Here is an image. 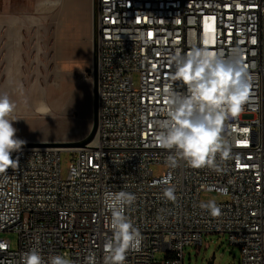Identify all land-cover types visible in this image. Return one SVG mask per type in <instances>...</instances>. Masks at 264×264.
Instances as JSON below:
<instances>
[{"label": "built area", "instance_id": "2783aa9c", "mask_svg": "<svg viewBox=\"0 0 264 264\" xmlns=\"http://www.w3.org/2000/svg\"><path fill=\"white\" fill-rule=\"evenodd\" d=\"M92 42L96 135L84 147L24 145L13 154L18 166L0 173V233L16 232L19 241L13 249L0 237V264H21L30 250L45 262L60 254L71 264H105L113 236L106 195L121 191L135 197L123 211L142 236L124 264H185V248L202 247L211 233L239 247L240 264H264V0H95ZM194 46L239 50L252 82L243 111L225 121L229 157L217 154L202 168L155 139L166 118L164 90L184 92L170 79L171 57ZM63 152L71 155L65 179ZM156 165L163 174H154ZM204 192L227 200L204 202ZM158 251L165 259H156Z\"/></svg>", "mask_w": 264, "mask_h": 264}, {"label": "clouds", "instance_id": "9594fccd", "mask_svg": "<svg viewBox=\"0 0 264 264\" xmlns=\"http://www.w3.org/2000/svg\"><path fill=\"white\" fill-rule=\"evenodd\" d=\"M175 71L172 81H180L183 93H177L169 86L164 90L166 118L157 121L160 131L156 134L158 145L174 150L175 155L193 168L213 166L220 154L229 157L231 146L224 138L225 121L237 118L248 102L252 82L239 50L233 49L227 55L207 48L193 47L184 54L177 51L171 57ZM18 105L9 94H0V173L15 169L19 160L14 153L23 150L26 141L17 136L14 122ZM172 164L175 158L169 157ZM168 199H175L174 190L164 192ZM135 197L126 192L107 193V207L111 210L112 239L105 249V264H124L129 250L139 251L142 236L124 214V208ZM214 215L220 209L207 205ZM21 264H71L63 255H51L47 262L41 254L30 250L21 256Z\"/></svg>", "mask_w": 264, "mask_h": 264}, {"label": "rangeland", "instance_id": "374dc122", "mask_svg": "<svg viewBox=\"0 0 264 264\" xmlns=\"http://www.w3.org/2000/svg\"><path fill=\"white\" fill-rule=\"evenodd\" d=\"M53 28L48 20H42L28 29L24 49L25 76L21 82L10 84L18 105L15 116L19 120L14 122V127L18 130L17 136L27 142L82 141L93 124L94 46L90 23L87 21L86 36L74 51H67L65 45L62 50L60 31ZM134 81L138 86L137 75ZM5 86L8 84L0 79V91ZM70 162V153L63 152L61 175L64 179L69 173ZM165 169L164 165L152 166L155 175L163 174ZM201 200L218 202L227 199L204 192ZM0 237L9 240L13 249L18 247L16 232L6 231L0 233ZM184 252L185 264H208L213 255V264H240L241 259L239 247L231 245L223 233L206 234L202 247L187 246ZM155 257L163 260L166 252L158 251Z\"/></svg>", "mask_w": 264, "mask_h": 264}, {"label": "crops", "instance_id": "0c3cea01", "mask_svg": "<svg viewBox=\"0 0 264 264\" xmlns=\"http://www.w3.org/2000/svg\"><path fill=\"white\" fill-rule=\"evenodd\" d=\"M94 1L0 0V79L8 84L0 94L16 98L10 84L21 82L25 76L26 35L33 23L48 20L54 31H60L61 48L65 45L67 51H74L86 36L87 21L93 31Z\"/></svg>", "mask_w": 264, "mask_h": 264}, {"label": "water", "instance_id": "95a60500", "mask_svg": "<svg viewBox=\"0 0 264 264\" xmlns=\"http://www.w3.org/2000/svg\"><path fill=\"white\" fill-rule=\"evenodd\" d=\"M93 124L92 128L87 136L82 141H67V142H53V143H40V142H27L25 145H34V146H47V147H63V148H79L84 147L87 143L91 142L97 131V122H98V76H97V63L95 56V49H93ZM215 260V256L213 255L208 262V264H213Z\"/></svg>", "mask_w": 264, "mask_h": 264}, {"label": "bare ground", "instance_id": "6f19581e", "mask_svg": "<svg viewBox=\"0 0 264 264\" xmlns=\"http://www.w3.org/2000/svg\"><path fill=\"white\" fill-rule=\"evenodd\" d=\"M40 143H53V142H40Z\"/></svg>", "mask_w": 264, "mask_h": 264}]
</instances>
